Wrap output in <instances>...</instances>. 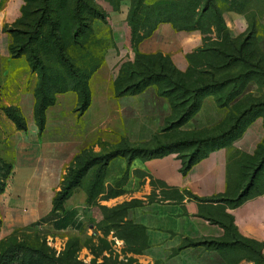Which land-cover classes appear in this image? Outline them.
I'll return each mask as SVG.
<instances>
[{
	"label": "rangeland",
	"instance_id": "1",
	"mask_svg": "<svg viewBox=\"0 0 264 264\" xmlns=\"http://www.w3.org/2000/svg\"><path fill=\"white\" fill-rule=\"evenodd\" d=\"M45 3L46 0H30L26 12L41 10ZM48 5L50 23L44 25L43 36L35 34L30 46L20 49L19 45L13 56L0 61V264L11 252L16 255L13 264H173L165 256H157L155 251L150 256L148 250H142L141 233L126 225L132 221L128 215L125 219L123 214L115 216L114 208L126 198L128 167L126 158L109 159L108 156L115 150H126L123 141L99 153L89 150L81 157L82 163L71 164L64 180L58 184L61 191L64 183L78 178L64 207L77 211L81 229L55 230L54 222L47 217L39 219L32 214L36 208L31 207L28 200H15L10 184L17 161L16 146L23 133L2 106L17 107L16 114L28 122L29 112L15 105L17 92L22 93L23 99L36 89H45L55 100L68 93L77 95L83 92L94 70L102 67L111 70L114 80L127 78L132 69H141L136 66V47L140 39L159 21L169 18L161 12L169 8L170 18H174L178 26L198 27L205 38L211 40L209 46L222 45L227 53L234 55L237 52L232 43L235 47L243 46L247 60L264 67V0H178L152 13L141 10L140 0H84L81 22L75 14L76 0H48ZM38 16H29L27 21L33 24ZM218 31L222 35L218 36ZM29 36L20 37L18 43H25ZM215 38L219 41H212ZM250 68L248 64L236 63L218 75L220 79H231ZM259 82L260 86L255 82L240 83L235 89V85L229 83L217 91L224 103L232 99L228 104L230 119L250 110L245 122L255 116L264 121V78ZM253 86L257 89L250 93ZM237 92L242 93L236 96ZM78 105L79 101L76 107ZM189 136L167 134L159 137L153 146ZM197 137L204 138L206 134ZM180 149L183 157L193 152V148ZM260 153L259 158H264V142ZM150 184L154 187L150 199L177 197L153 181ZM37 191L34 188V196ZM141 218L150 224L153 220L152 215ZM224 242L230 246H221L219 250L228 264H250V261L264 264L258 245L239 239Z\"/></svg>",
	"mask_w": 264,
	"mask_h": 264
},
{
	"label": "crops",
	"instance_id": "2",
	"mask_svg": "<svg viewBox=\"0 0 264 264\" xmlns=\"http://www.w3.org/2000/svg\"><path fill=\"white\" fill-rule=\"evenodd\" d=\"M157 1L146 0V3L152 5ZM25 5L26 0H0V61L10 56L11 32L18 29ZM204 43L205 35L200 30H177L166 22L144 38L138 49L144 55L168 57L179 71L186 72L192 67L190 57ZM89 88L91 103L81 115L75 111L76 94L58 96L55 105L47 110L43 133L36 125L34 92H28L24 99L17 92L15 105L29 112L28 129L21 131L23 134L16 146L17 161L10 190L15 200H28L36 208L32 214L39 219L50 215L53 199L60 190L58 184L82 151L99 153L118 144L122 138L133 144H146L156 136L171 133L213 131L224 124L230 112L229 108L220 107L214 96H207L198 113L182 127L160 132L170 119L172 109L168 98L161 96L156 86H149L136 95L116 97L112 72L102 67L90 78ZM256 89L253 86L250 93ZM263 140L264 121L257 119L229 146L211 152L185 174L176 153L151 160L136 158L130 165L125 160L128 178L124 202H144L129 212V218L148 229L150 256L155 251L157 256H165L173 264H228L220 250L196 247L177 252V249L186 239L225 240L233 231L238 238L258 244L264 257V170L242 202H235L253 172L254 166L247 161L255 158ZM151 181L164 185L163 189L178 191L181 200L159 201V196L150 203L148 199L154 191ZM34 188L39 190L35 196ZM218 198L226 200L206 201ZM145 215L153 216L151 224L142 220ZM250 264L253 263L250 261Z\"/></svg>",
	"mask_w": 264,
	"mask_h": 264
},
{
	"label": "trees",
	"instance_id": "3",
	"mask_svg": "<svg viewBox=\"0 0 264 264\" xmlns=\"http://www.w3.org/2000/svg\"><path fill=\"white\" fill-rule=\"evenodd\" d=\"M29 1L30 0H26V5L22 8V17L17 23L18 29L11 32L12 44L9 47L10 56L14 55L13 51L19 45L20 49H23L26 46H30V43L35 38L33 37L35 34L42 37L44 34V25L46 23H50V11L48 7V0H46L45 8H42L41 10L37 11L35 10L31 13H27L26 7ZM177 1L178 0H159L154 4L150 5L146 3V0H140V5L141 10H146L147 12L152 13L151 11H156L157 9L159 10L160 6L175 4ZM83 4L84 0H76L75 14L79 22H81L83 19L81 12ZM161 12L166 15H169V18L163 19L157 24H155L151 31L140 39L138 46L140 42L144 38L148 37L159 24L166 22L171 23L177 30H200L204 34V32L198 27L186 28L183 26H178L174 18H170V8L167 10V12L163 10ZM35 14H39V16L36 20L33 21V24L27 21V17H31ZM79 29L80 28H78V30ZM52 30H55V27L52 26ZM220 34L221 32L218 31V36ZM23 36H29L28 40L23 44H19L18 39ZM210 41L211 40L205 38L204 47L198 50L197 54L190 57L192 67H190L186 72L179 71L173 64V62L170 60V58L164 57L161 54L144 55L141 54L138 47H136L138 50L136 52V66L140 67L141 69H132L131 72L127 73V78H116L114 80L115 95L116 97H121L125 95H136L144 91L149 86H156L158 88L159 94L168 98L172 109V115L170 119L166 122V125L164 126V128H162L160 132H166L182 127L186 122H188L194 115L198 113L202 106L203 100L207 96H214L216 102L220 107H227L230 109L228 118L224 122V124L213 131L183 134L190 136L181 138L173 143L159 144L156 146H153V144L155 142H158L159 136L154 137L151 142L146 144H133L130 143L127 138H122L121 141H123L126 145V150H115L111 152L108 156L109 159L118 156L124 157L126 158L128 165H130L131 161L136 158L151 160L176 153L178 154L179 159L182 160V173L185 174L190 170V168L194 164L206 158L211 152L229 146L234 140L239 138L246 131L250 124H252L258 118V116H255L252 117L248 122H245L247 116L249 115V113H251L249 112L250 110H245L237 118L230 119L231 107L228 104L230 103V101H232V99L228 101V104L224 103V101L218 95L217 91H219L223 86L229 83H233L235 85L233 89L236 88L237 84H243L247 82H255L257 86H260L261 82L259 81L261 77L264 78V67L260 63L254 65L253 62L247 60L243 52V46L238 45V47H235L234 43H232V47L235 48V51L237 52V55H234L227 53L222 45L216 44V47L209 46L208 44L210 43ZM212 41L219 40L215 38L212 39ZM59 48L60 52H62L63 49L60 46ZM219 59H221V62H219ZM236 63L248 64L251 68L245 73H239L237 74V76L231 79L219 78L218 73H220L221 70L229 68L235 65ZM98 70V68L95 69L94 72L90 75L83 92H81L80 94L77 93L80 105L75 108V111L79 115L83 114L90 106L91 92L89 88V80L92 75ZM133 79H136V81H133ZM241 93L242 92H237L236 96L240 95ZM34 95L36 98V105L34 110L36 125L39 129V132L43 133V131L46 129L47 110L51 106L55 105L56 100L51 97L48 91H46L45 89L43 91H41L40 89H36ZM2 107L5 114L15 123L19 131H27V122H25V120H23L21 116L16 114L18 110L17 107ZM229 121H231V124H229ZM205 134L206 137L204 138L197 137V135L205 136ZM207 134H211V136H207ZM262 144L259 145L255 158L251 159V161H247L248 165L254 166L253 172L250 176L248 183L246 184L245 190L243 191L241 197H238L236 199V204L242 202V199L246 195L245 193L247 192V190H249L250 187L255 185L256 178L261 173V171L264 170V158H259L261 157L260 152L262 149ZM180 148H193V152L187 157H183L180 155ZM88 151L89 150L82 151L81 154L75 158L74 162L82 163L83 161L81 160V157L87 154ZM77 179L78 178H76L74 182L64 183L63 189L59 191L53 199V209L50 215L47 216V219L51 222H54L53 228L55 230H79L82 227V223L77 211L74 209L68 210L64 207V202L68 200V198L71 196V190L78 183ZM162 187H164V185ZM168 191L174 192L177 195L174 200H181L182 195H180L178 191ZM117 196H119V194L115 195V197ZM154 200L150 198L148 199L150 203ZM224 200L226 199L218 198L206 201L220 202ZM143 204L144 202L141 200H132L119 204L114 208L115 216L123 214V219H125L127 215L129 216V212L132 209L141 207L143 206ZM126 225L134 232L137 231L141 233L143 242L142 250H148L150 247L148 243V229L145 226L132 221L126 223ZM229 235L230 236L227 239L220 240L222 242H215L214 240L209 239H186L184 243L177 249V252L196 247H204L206 249L219 250L221 246H230L229 243L224 242L230 239H239L241 241L248 242L238 238L236 233L233 231H231ZM248 243L258 245L250 242ZM15 258V253L11 252L10 254H7L4 257L3 264H13Z\"/></svg>",
	"mask_w": 264,
	"mask_h": 264
}]
</instances>
